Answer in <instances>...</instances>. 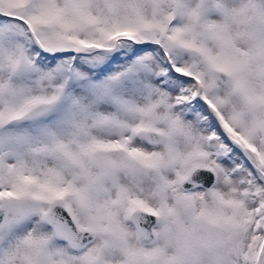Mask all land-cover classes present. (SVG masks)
<instances>
[{"label": "snow or ice", "instance_id": "snow-or-ice-1", "mask_svg": "<svg viewBox=\"0 0 264 264\" xmlns=\"http://www.w3.org/2000/svg\"><path fill=\"white\" fill-rule=\"evenodd\" d=\"M0 264H264V0H0Z\"/></svg>", "mask_w": 264, "mask_h": 264}]
</instances>
